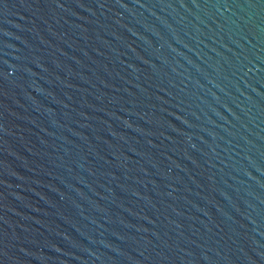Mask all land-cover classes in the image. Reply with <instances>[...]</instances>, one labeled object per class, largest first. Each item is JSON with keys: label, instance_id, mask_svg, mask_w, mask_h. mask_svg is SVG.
<instances>
[{"label": "water", "instance_id": "obj_1", "mask_svg": "<svg viewBox=\"0 0 264 264\" xmlns=\"http://www.w3.org/2000/svg\"><path fill=\"white\" fill-rule=\"evenodd\" d=\"M0 264H264V0H0Z\"/></svg>", "mask_w": 264, "mask_h": 264}]
</instances>
